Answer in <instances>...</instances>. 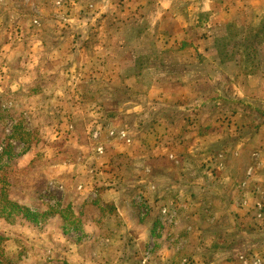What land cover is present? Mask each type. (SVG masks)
Segmentation results:
<instances>
[{
	"label": "rangeland",
	"instance_id": "374dc122",
	"mask_svg": "<svg viewBox=\"0 0 264 264\" xmlns=\"http://www.w3.org/2000/svg\"><path fill=\"white\" fill-rule=\"evenodd\" d=\"M0 264H264V0H0Z\"/></svg>",
	"mask_w": 264,
	"mask_h": 264
}]
</instances>
